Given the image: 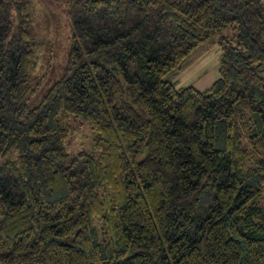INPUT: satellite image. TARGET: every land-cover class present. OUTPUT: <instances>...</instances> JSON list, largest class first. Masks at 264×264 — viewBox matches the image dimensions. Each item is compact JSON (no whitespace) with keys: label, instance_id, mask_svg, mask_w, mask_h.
<instances>
[{"label":"trees","instance_id":"16d2710c","mask_svg":"<svg viewBox=\"0 0 264 264\" xmlns=\"http://www.w3.org/2000/svg\"><path fill=\"white\" fill-rule=\"evenodd\" d=\"M29 4L0 0V264H264V0H72L34 107ZM213 38L210 87L167 79Z\"/></svg>","mask_w":264,"mask_h":264},{"label":"rangeland","instance_id":"374dc122","mask_svg":"<svg viewBox=\"0 0 264 264\" xmlns=\"http://www.w3.org/2000/svg\"><path fill=\"white\" fill-rule=\"evenodd\" d=\"M28 1L32 29L39 40L38 65L34 70L37 88L28 100V104L34 107L65 72L71 46L68 10L72 0ZM220 53L218 39L208 40L194 50L181 70L169 74L167 79L180 87L193 85L199 90H205L219 77ZM86 132L81 136L79 147L90 150L92 136ZM77 147L74 143L69 147V152L76 151Z\"/></svg>","mask_w":264,"mask_h":264},{"label":"crops","instance_id":"0c3cea01","mask_svg":"<svg viewBox=\"0 0 264 264\" xmlns=\"http://www.w3.org/2000/svg\"><path fill=\"white\" fill-rule=\"evenodd\" d=\"M201 73H202V71H200ZM175 84L177 85V83L175 82ZM178 87H180V86H178Z\"/></svg>","mask_w":264,"mask_h":264}]
</instances>
